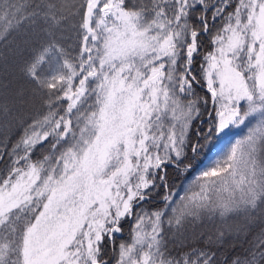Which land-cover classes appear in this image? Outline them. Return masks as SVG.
Returning a JSON list of instances; mask_svg holds the SVG:
<instances>
[{"label": "snow or ice", "instance_id": "1", "mask_svg": "<svg viewBox=\"0 0 264 264\" xmlns=\"http://www.w3.org/2000/svg\"><path fill=\"white\" fill-rule=\"evenodd\" d=\"M0 264H264V0H0Z\"/></svg>", "mask_w": 264, "mask_h": 264}, {"label": "trees", "instance_id": "2", "mask_svg": "<svg viewBox=\"0 0 264 264\" xmlns=\"http://www.w3.org/2000/svg\"><path fill=\"white\" fill-rule=\"evenodd\" d=\"M200 95H204V93L200 92ZM246 131L247 130L240 132V134L237 137L244 135L246 133ZM233 138H235V137L231 136L230 140H232ZM169 171H170V183L175 186V190L179 191L180 194L183 195L184 194V187L187 186V184L191 180V177H189V180H185L183 174L177 176L172 170H169ZM146 207H148V205H146ZM127 229H128V225H125L124 239H128Z\"/></svg>", "mask_w": 264, "mask_h": 264}, {"label": "rangeland", "instance_id": "3", "mask_svg": "<svg viewBox=\"0 0 264 264\" xmlns=\"http://www.w3.org/2000/svg\"><path fill=\"white\" fill-rule=\"evenodd\" d=\"M245 130H247V129L243 128V127L239 128V129H237V128L230 129L229 130V135L224 138L225 142L229 141L231 136L232 137H237L240 134V132L245 131Z\"/></svg>", "mask_w": 264, "mask_h": 264}]
</instances>
